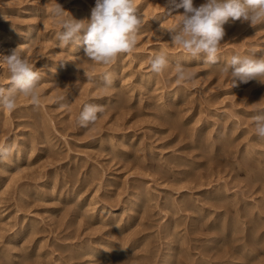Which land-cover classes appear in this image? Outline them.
<instances>
[{
    "label": "rangeland",
    "instance_id": "rangeland-1",
    "mask_svg": "<svg viewBox=\"0 0 264 264\" xmlns=\"http://www.w3.org/2000/svg\"><path fill=\"white\" fill-rule=\"evenodd\" d=\"M56 2L76 20H90L95 6V0H0V56L19 46L42 75L39 106L21 95L15 110L0 108V146L7 140L15 158L22 151L19 161L0 168V247L8 249L0 248V264H89L81 250L94 244L118 260L93 257L90 264H264V140L252 119L264 109V83L232 87L221 71L234 54L264 55V23L230 20L219 61L208 65L183 53L164 30L175 26L182 8L135 0L144 21L137 46L101 65L85 57L84 46L76 56L58 46ZM160 51L168 65L157 74L150 63ZM0 64V86H8ZM105 73L113 77L108 89ZM87 103L103 112L84 128L76 121ZM107 207L124 217L123 227L89 217ZM104 239L116 245L102 247Z\"/></svg>",
    "mask_w": 264,
    "mask_h": 264
},
{
    "label": "clouds",
    "instance_id": "clouds-1",
    "mask_svg": "<svg viewBox=\"0 0 264 264\" xmlns=\"http://www.w3.org/2000/svg\"><path fill=\"white\" fill-rule=\"evenodd\" d=\"M175 9H183L178 22L171 29V42L180 46L183 52L194 60L203 58L208 65L219 61L220 45L225 36L224 25L231 21H241L254 27L264 23V0H204L199 6L194 0H169ZM51 14L61 29L56 33L58 46L84 45L85 57L96 64L110 65L120 54L133 52L137 46L139 29L143 18L139 14L135 0H95L90 20L74 19L56 2ZM0 63L7 66L8 86H0V108L15 110L19 96L27 97L34 106L40 104L39 87L42 80L37 70L19 46L11 54L0 56ZM168 65L167 54L160 51L150 63L153 73H161ZM221 71L231 79L232 87L238 83L258 81L264 83V55L234 54L222 66ZM179 78H185L183 70ZM191 78V74L187 75ZM113 77L103 75L102 87L111 88ZM258 104V103H257ZM103 112L99 105L87 103L83 106L76 123L87 128ZM253 116L255 135L264 140V109H257ZM10 155L7 149L0 148V160Z\"/></svg>",
    "mask_w": 264,
    "mask_h": 264
},
{
    "label": "bare ground",
    "instance_id": "bare-ground-1",
    "mask_svg": "<svg viewBox=\"0 0 264 264\" xmlns=\"http://www.w3.org/2000/svg\"><path fill=\"white\" fill-rule=\"evenodd\" d=\"M32 33V31H28V35H27V39L28 38H30V34ZM9 35V34H8ZM83 44L81 43V44H77V45H75V46H72V45H70L69 46V53H71L73 56L75 55H77L80 51H81V49L83 48ZM1 50H2V46H0V52H1ZM184 53V52H183ZM0 67H1V64H0ZM166 120V119H165ZM169 120V119H168ZM226 133V132H225ZM224 133V134H225ZM228 134V133H227ZM227 136V135H226ZM217 137V136H216ZM228 137V136H227ZM210 139V138H209ZM218 139V138H217ZM224 139V138H223ZM230 139V138H229ZM228 140V139H227ZM231 140V139H230ZM4 141V140H3ZM213 141V140H212ZM207 142V141H206ZM224 142V141H223ZM228 142V141H227ZM230 142V141H229ZM232 142V141H231ZM212 143V142H211ZM214 143V142H213ZM207 144V143H206ZM228 144V143H227ZM14 145V144H13ZM209 145V144H208ZM230 145H232V144H230ZM207 146V145H206ZM210 146H211V144H210ZM226 146V145H225ZM225 146H224V148H225ZM10 147H12V146H10V144H9V142L7 141V140H5V142L0 146V148H3V149H7V150H10L9 148ZM222 147V146H221ZM227 147H228V145H227ZM223 148V147H222ZM264 148V147H263ZM211 150V149H210ZM223 150H225V149H223ZM216 151V150H215ZM219 151V150H218ZM226 151V150H225ZM253 151V150H252ZM21 150L20 151H18V152H16L17 153V156H16V158L14 157V154L13 155H9L7 158H5V159H3V160H0V168L2 167L3 168V170H5L10 164H11V160H12V158L14 157L15 159H16V161H19V159L21 158ZM240 152H242V151H240ZM15 153V154H16ZM212 153V152H211ZM264 153V152H263ZM120 154H122L121 152H120ZM124 154V153H123ZM214 154V153H213ZM247 154L249 155V157L250 156H252V154L253 153H249V152H247ZM247 155V156H248ZM211 156V155H210ZM218 156V155H217ZM13 158V159H14ZM244 158V157H243ZM212 159V158H211ZM253 159V158H252ZM264 159V158H263ZM250 160V159H249ZM254 160V159H253ZM256 160V159H255ZM251 161V160H250ZM253 162V161H252ZM261 162V161H260ZM262 162H263V160H262ZM247 163H248V161H247ZM256 165H257V163H256ZM263 165V164H262ZM257 166H259V164L257 165ZM256 169V168H255ZM263 170H264V168H262ZM1 171H2V169H0ZM157 170V169H156ZM185 171V170H184ZM252 171V170H251ZM255 171V170H254ZM253 171V172H254ZM182 172V171H181ZM181 174H183V173H181ZM261 174V173H260ZM252 175H254V174H252ZM251 175V176H252ZM262 175V174H261ZM257 176V175H256ZM259 176V175H258ZM183 177H184V175H183ZM255 177V176H254ZM182 178V177H181ZM256 178V177H255ZM259 179V178H258ZM252 180H254V178L252 179ZM73 186V185H72ZM218 186V185H217ZM216 186V187H217ZM219 188V187H218ZM214 190H215V188H213ZM222 189H223V187H222ZM221 189V190H222ZM217 190V189H216ZM215 190V191H216ZM67 191V190H66ZM70 191V190H69ZM74 191V190H73ZM218 192V191H217ZM220 192V191H219ZM224 192V191H223ZM221 193V192H220ZM61 194V193H60ZM217 194V193H216ZM66 195H68L67 193H66ZM72 195H73V193H72ZM228 195V194H227ZM233 195V194H232ZM71 196V195H70ZM223 196H224V194H223ZM62 197H64V196H62ZM66 197H68V196H66ZM69 198V197H68ZM94 198V197H93ZM193 198V197H192ZM208 198V197H207ZM215 199H216V197H214ZM213 198V199H214ZM226 198V197H225ZM228 198V197H227ZM234 198V197H233ZM147 199H149V197L147 198ZM150 199H151V197H150ZM214 199V200H215ZM219 199H221L220 197H219ZM219 199H217L218 200V203L221 201V200H219ZM229 199V198H228ZM77 200V199H76ZM94 200H95V198H94ZM193 200V199H192ZM196 200V199H195ZM225 200V199H224ZM170 201V200H169ZM198 201V200H197ZM203 201V200H202ZM171 202H173V201H171ZM190 202V201H189ZM194 202V201H193ZM205 202V204H206V201H204ZM214 202V201H213ZM212 202V203H213ZM217 201L215 200V203H216ZM232 202H233V200H232ZM186 203V202H185ZM195 203V202H194ZM203 203V202H202ZM208 203V202H207ZM214 203V204H215ZM231 203V202H230ZM86 204V203H85ZM88 204H89V202H88ZM128 204H130V203H128ZM168 204V203H167ZM172 203H170V205H171ZM196 204V203H195ZM194 204V205H195ZM217 204V203H216ZM224 204H226V203H224ZM138 205H140V204H138ZM144 205V204H143ZM175 205V204H174ZM193 205V204H192ZM197 205V204H196ZM213 205V204H212ZM212 205H210V206H212ZM232 205V204H231ZM90 206V205H89ZM96 206V205H95ZM166 206V205H165ZM172 206V205H171ZM182 206H184V205H182ZM181 206V207H182ZM197 206H199V208L202 210V209H204V207L205 206H202V204L200 205H197ZM217 206H219L218 204H217ZM92 207H93V205H92ZM102 207H104V206H102ZM162 207V206H161ZM175 207V206H174ZM185 207H187V206H185ZM196 207V206H195ZM213 207V206H212ZM221 207V206H220ZM264 207V206H263ZM170 208V207H169ZM218 208V207H217ZM76 209V208H75ZM94 209V208H93ZM103 210L101 211V213L100 214H91V216H89V215H87V216H89L90 218H98V219H100L101 221H103L104 222V224H106V225H108V224H110V227H111V225H114V226H118V227H123L122 226V220H123V218L122 217H120V215H119V213H117V211H115V208H113V209H111V208H109V207H107L106 209L105 208H102ZM173 209V208H172ZM174 209H176V208H174ZM174 209H173V211H174ZM179 209V208H178ZM234 209V208H233ZM262 209H264V208H262ZM86 210V209H85ZM88 210V209H87ZM198 210V209H197ZM205 210H208V209H205ZM238 210V209H237ZM243 210V209H242ZM242 210H240V211H242ZM95 211V210H94ZM184 211V210H183ZM194 211H196L195 209H194ZM86 212V211H85ZM209 212V211H208ZM211 212V211H210ZM209 212V213H210ZM220 212V211H219ZM230 212V211H229ZM179 213V212H178ZM218 213V212H217ZM240 213V212H239ZM89 214V213H88ZM170 214V213H169ZM207 214V213H206ZM211 214V213H210ZM219 214V213H218ZM221 214H224V213H220V215ZM134 215H135V213H134ZM174 215V214H173ZM200 215V214H199ZM223 216H225V215H223ZM251 216V215H250ZM260 216V215H259ZM241 217H243V216H241ZM252 217V216H251ZM128 218V217H127ZM130 218V217H129ZM172 218V217H171ZM200 218V217H199ZM205 218V217H204ZM221 218V217H220ZM234 218V217H233ZM253 218H256V215H254V217ZM126 219V218H125ZM252 219V218H251ZM261 219V218H260ZM216 220V219H215ZM218 220H219V218H218ZM248 220V219H247ZM253 220V219H252ZM133 221V220H132ZM254 221H255V219H254ZM259 221V220H258ZM126 222V221H125ZM128 222V221H127ZM126 222V223H127ZM174 222L175 221H172L167 227H171V225H173L174 224ZM29 223V222H28ZM28 223H27V225H28ZM167 223V222H166ZM217 223V222H216ZM224 223V222H223ZM232 223V222H231ZM255 223V222H254ZM30 224V223H29ZM222 224V223H221ZM233 224V223H232ZM235 224V223H234ZM256 224V223H255ZM254 224V225H255ZM26 225V224H25ZM32 225V224H31ZM167 225V224H166ZM214 225V224H213ZM224 225V224H223ZM227 224H225L224 225V227L226 226ZM257 225H259V224H257ZM12 226V225H11ZM14 226V225H13ZM20 226H22V224L20 225ZM162 226V225H161ZM25 226L23 225V227H19V230H17V231H15L14 232V235H18V234H20V232H22V230H23V228H24ZM181 227V226H180ZM223 227V226H222ZM221 227V228H222ZM254 227H256V226H254ZM260 227V226H259ZM264 227V226H263ZM25 228H27V227H25ZM24 228V229H25ZM131 228V227H130ZM163 228V227H162ZM18 229V228H17ZM239 229V228H238ZM251 229V228H250ZM250 229H247V230H249L248 232H250ZM32 230V229H31ZM179 230V229H178ZM177 230V231H178ZM224 230V229H223ZM231 230H233V229H231ZM243 230V229H242ZM258 230V229H257ZM127 231V230H126ZM136 231V230H135ZM179 232V231H178ZM229 232V231H228ZM32 233V232H31ZM104 233H107V232H104ZM255 234V233H254ZM134 236V233H132L131 235H130V237L131 236ZM136 235V234H135ZM248 235V234H247ZM128 236V235H127ZM127 236H125V240L127 239L126 237ZM130 237H128V239L130 238ZM181 237V236H180ZM105 238V237H104ZM103 239V238H102ZM101 239V240H102ZM122 239V238H121ZM123 239V240H124ZM98 240V239H97ZM124 240V242H126ZM130 240V239H129ZM136 240V238H135V236H134V241ZM171 240V239H170ZM181 240H182V238H181ZM131 241H132V238H131ZM129 242V241H128ZM15 243V242H14ZM91 243V242H90ZM89 243V244H90ZM97 243H99V242H97ZM103 244L104 246H106V245H109V244H114V242H112L111 240H107V239H104L103 240V242H100V244ZM117 243V242H116ZM127 243V242H126ZM170 243V242H169ZM11 244H13V243H11ZM18 244V243H17ZM101 244V245H102ZM7 245V244H6ZM85 246H87L86 244H84ZM101 245H98L99 247L101 246ZM102 245V247H104ZM116 244H114L113 246H115ZM4 246V245H3ZM3 246H2V248H3ZM13 246V245H12ZM16 246V245H15ZM5 247V246H4ZM122 247V246H121ZM1 248V247H0ZM1 248V249H2ZM15 248V247H14ZM79 248H80V245H79ZM116 248H118L119 250H121V249H123V250H121V253H123V252H125V250H124V248L122 247L121 249H120V247H116ZM174 248V246H169V249L170 250H172ZM240 248V247H239ZM4 249V252L6 253L7 252V250L5 249V248H3ZM78 249V248H77ZM87 251L85 252V253H83L84 252V250H81V251H83L82 252V254H86L87 256H89L88 258V261H89V264L92 262V261H94L96 258L98 259V260H100L101 262H104V261H108V263L109 262H111V260H112V258H114L115 260H118V259H116V257H117V255L115 254V252L114 253H110V252H108V251H106V249H103V248H98V247H96L95 246V244L94 245H90V246H87ZM181 250V249H180ZM0 251H3V250H0ZM39 251V250H38ZM78 250H76V252H77ZM182 251V250H181ZM245 251V250H244ZM117 252H118V250H117ZM116 252V253H117ZM120 252V251H119ZM118 252V253H119ZM175 252V251H174ZM183 252V251H182ZM73 253V252H72ZM78 253V252H77ZM76 253V254H77ZM81 253V252H80ZM121 253H119V254H121ZM4 254V253H3ZM79 254V253H78ZM172 254V253H171ZM8 255H9V252H8ZM11 255V254H10ZM14 255H16V254H13V256ZM75 255V254H74ZM126 255V254H125ZM17 256V255H16ZM178 256V255H177ZM93 257H96L95 259H93ZM168 257V256H167ZM170 257V256H169ZM171 257H173V256H171ZM5 258V257H4ZM12 258H14V257H12ZM96 259V260H97ZM113 259V260H114ZM162 260H164V259H162ZM173 260V259H172ZM240 260V259H239ZM11 261V260H10ZM14 261V260H13ZM160 261V260H159ZM167 261V260H166ZM171 261V260H170ZM192 262V261H191ZM231 262V261H230ZM114 263H115V261H114ZM156 263V262H155ZM15 264V263H14ZM29 264V263H28ZM88 264V263H87ZM167 264V263H166ZM170 264V263H169ZM226 264H228V263H226Z\"/></svg>",
    "mask_w": 264,
    "mask_h": 264
}]
</instances>
